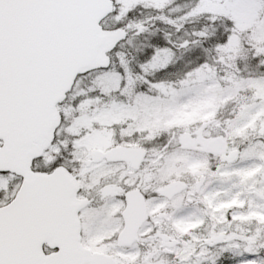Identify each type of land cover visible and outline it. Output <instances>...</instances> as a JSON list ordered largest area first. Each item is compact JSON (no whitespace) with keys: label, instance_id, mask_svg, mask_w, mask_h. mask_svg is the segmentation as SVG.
<instances>
[{"label":"snow or ice","instance_id":"6c2138e0","mask_svg":"<svg viewBox=\"0 0 264 264\" xmlns=\"http://www.w3.org/2000/svg\"><path fill=\"white\" fill-rule=\"evenodd\" d=\"M0 264H264V0H0Z\"/></svg>","mask_w":264,"mask_h":264},{"label":"rangeland","instance_id":"374dc122","mask_svg":"<svg viewBox=\"0 0 264 264\" xmlns=\"http://www.w3.org/2000/svg\"><path fill=\"white\" fill-rule=\"evenodd\" d=\"M213 107V101H207L201 104H198L191 108V110H185L183 112L177 113L174 118L170 121H167L168 127L186 125L192 123L198 119L210 120L213 118L214 113L209 112L207 115L202 116L201 114L205 112L208 108ZM160 124V120L157 119L152 127H158ZM190 227H185L182 230L187 232L190 230Z\"/></svg>","mask_w":264,"mask_h":264}]
</instances>
